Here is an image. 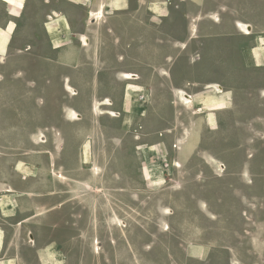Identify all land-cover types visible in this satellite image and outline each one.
I'll use <instances>...</instances> for the list:
<instances>
[{"label": "crops", "instance_id": "crops-1", "mask_svg": "<svg viewBox=\"0 0 264 264\" xmlns=\"http://www.w3.org/2000/svg\"><path fill=\"white\" fill-rule=\"evenodd\" d=\"M25 1L0 0V32L11 19L4 5L20 8ZM53 2L46 14L50 17L45 20L44 31L55 48L54 55L65 65H77L84 77L77 86H65L69 94L71 89L79 93L77 97L61 102L59 107L55 103L49 105L52 109L46 117L51 120L48 124L40 128L32 124L28 132L19 127L20 131L14 133H9L5 126L2 132L5 136L29 134L36 139L44 133L50 137V144L26 150L45 157L47 163L42 165L23 159L24 150L18 146L5 144L0 149V264L58 261L55 250L60 253L61 245L55 240L56 233H63V245L71 240V218L79 217L81 209L87 207L82 193L97 182L92 170H100L98 164L88 159L90 175H72L86 165L85 141L90 136L106 144L120 139V125L108 120L99 122L106 115L93 113L95 103L102 105L105 100L109 105L112 101L111 109L120 112V118L127 117L129 126L131 121H141L143 138L159 137L158 142L138 144L146 147L140 163L148 164L154 172L156 168L166 172L162 178L164 185L170 181L177 185L171 198L168 194L163 196L166 187L162 185L159 191L150 190L142 198L143 205L152 196L159 200L158 204L154 201L142 209H132L133 216L156 217L149 235L142 233L147 245L136 239L132 242L126 229V244L142 248L144 264H263V256L259 255L263 242L252 234L262 222L249 215L264 198V146L260 143L259 147H248L245 130H256L260 140H264L262 123L260 127H250L252 121L264 120V0ZM43 4H49V0H43ZM88 25L94 28L88 31ZM70 35L75 36L72 40L79 45L75 42L63 51L70 45ZM42 37L45 44L42 42L38 48L50 51L46 37ZM97 38L103 43L101 51L92 42ZM113 40L119 42L117 47ZM8 48L10 44L4 47V55ZM21 48L25 45L18 47ZM45 50L38 49L37 53L43 55ZM77 55L79 61L74 59ZM2 69L0 64V72ZM109 87V91L102 90ZM5 112L0 115L1 129L4 121L7 125L6 121L12 118L10 112L7 116ZM71 113L75 117L80 115L82 120H98V126L93 122L92 127L80 129L78 146L68 152L60 125L79 122L69 121ZM209 113L213 122L218 121V113L226 121L220 132L205 134L217 138V144L207 142L205 148H200L196 137L205 132H198L197 127L201 119L207 127L213 126ZM43 114L46 112L37 113ZM38 116L25 118L37 123ZM230 120L243 123L246 129L237 131ZM154 121H159V125L172 121L171 127L177 124L180 128L174 158L169 162L167 143L161 136L174 129L167 125L156 128ZM234 136L236 141L228 143ZM138 146L133 150H138ZM152 148L163 159L162 165L155 164ZM14 151L21 153L13 154ZM57 156L62 158L61 164L56 162ZM212 157L224 164V171L210 161ZM140 168L139 165L141 173ZM42 170L46 174L40 175ZM168 208L174 210L172 215L165 213ZM244 221H250L253 228H248ZM144 224L132 228L140 233ZM165 224L169 226L167 231L162 227ZM116 231L117 251L112 250V264L114 259L126 258L119 249L118 227ZM29 232L34 242L29 240ZM247 233L251 234L240 245V238ZM121 243L125 245L124 239ZM145 246H150V251Z\"/></svg>", "mask_w": 264, "mask_h": 264}, {"label": "rangeland", "instance_id": "rangeland-1", "mask_svg": "<svg viewBox=\"0 0 264 264\" xmlns=\"http://www.w3.org/2000/svg\"><path fill=\"white\" fill-rule=\"evenodd\" d=\"M3 3V2H2ZM53 0H49V4H43V0H26L23 4L20 5V8H13V7H6V13L8 14V18L10 17V21L8 24L6 23V26L3 27L5 29L4 31L0 32V64H5L6 63V57L4 55L3 49L6 45L10 43V48H9V53L12 55H22V54H17V49L18 47L22 46V43L20 41L26 40V39H31L32 34H33V29L32 26L29 27L28 29H24L22 32L23 24L26 22L28 23L27 20L30 21H38L35 22L36 24L40 25L43 21H45V15L48 13L49 9L51 8L53 4ZM83 7V6H82ZM37 8V9H36ZM41 8V9H40ZM25 11V12H24ZM82 15H85V8H82ZM24 14L23 19H19L22 15ZM17 19V20H15ZM15 20V21H14ZM17 26V28H16ZM241 26V25H240ZM94 28L93 25H88V31L90 29ZM42 35H44L43 31H41ZM46 37V36H45ZM73 35L69 36V41L70 45L69 47L63 48V51H68L70 48H72L71 45L76 44L79 45V42L77 40H72ZM46 39V44L50 47V44ZM41 42L45 44V41H42V39H36L32 43L29 42V44L33 45L36 47V49H39V44L41 46ZM94 46L99 45L100 51L102 50V42L101 40L94 39L93 41ZM113 45L114 47H117L119 45V42L117 40H113ZM88 47V46H87ZM62 52V51H61ZM54 53H50L46 51L42 56L43 57H49L53 56ZM23 58H30L27 56H23ZM28 63H31V61H28ZM12 68L14 65H11ZM11 73H14L12 71ZM125 77V76H124ZM127 79V78H125ZM131 80V79H130ZM30 87V86H29ZM3 88H7V94L4 96L8 98H19L20 100V107L16 106V104H10L7 103L6 107L4 108L5 115L7 116L10 112V121H6L7 125L5 124L4 121V126L2 129L0 128V149L3 148L5 144H7L9 147L12 146H18L19 148L23 149V159L26 160H33L36 163H39L40 165L46 164V158L41 157V155L36 154V153H30L26 152L28 148H35L41 149L44 147H48L50 144V137L47 136L44 133H39L37 136V139L35 136H31L29 134H24L22 136H15L13 134H9L5 136L2 132L5 130V126L8 129L9 133H14V132H19L20 129H17L19 127H23L24 132H28V130L31 129L32 124H38L39 128L42 127L45 124H48L49 121L46 119V117L49 114V111L52 109L51 106H41L39 105L40 102H38V107L31 104L35 97V94L32 91V88L30 89V92L26 93L23 91V89L16 84H12L11 86L5 82L3 75L0 72V91L4 90ZM102 90L109 91L111 90L109 88H102ZM29 91V90H28ZM217 93L218 90H216ZM70 95L75 97L78 94L74 92V90H70ZM109 100V99H107ZM111 101V100H109ZM30 102V106L28 105ZM55 103L57 107L60 106V103L58 102H51V104ZM105 103V104H104ZM113 103L111 101V105L106 103V100L102 103V105H99L98 103H95V106H101V109H95L93 113L96 115H106L101 118V121L99 122H105L108 120L109 122H112L111 124L120 125V140L119 141H114L109 143H105L103 140L100 141L94 136H90L85 142L87 143V152H86V165H84L83 169L80 171L72 172V175H81V176H89L90 172L87 170V167L89 164L90 160L94 162L95 164H98L97 167H100V170L98 172H95L94 170L93 173L95 176H97V182L93 184L91 187H87L84 189L82 196L87 199V207L85 210H82V214L79 215V217L72 216L71 222L74 223L75 225H71V240L63 245V233H56L55 240L56 242H59L60 246V253L58 250H55V257L59 258L58 261L55 264H112V250L117 251V243H116V235H117V227L119 228V249L122 251L124 256L126 257L125 259H114L115 264H117V261L119 264H144L143 261V251L142 248L138 249L133 245V243H127L126 244V229H129V234L131 241L133 242V239H136L137 241L144 242L145 245L148 244L147 238L142 237L144 235H149V230H153L155 227V216L151 215L145 216L144 218L142 215L138 214L136 216H133L132 209L133 208H140L144 206H148V203L153 204L154 201L158 204L159 200L154 199L153 196L151 197V200L147 201V204L143 205L142 198L148 192L151 191H159L160 187L163 185L166 187V190L163 192V196L165 194H168L169 197L171 198L174 193H176V187L177 185L174 184L173 182L170 181L167 185H164L162 183V178L164 172L163 170L156 168V172L152 170L148 164H142L141 165V173L139 172V163L142 159L141 153L143 149L146 150V147H141L138 144H143L145 142L146 144H149V142H158L159 137L157 135H150L146 136V138H143L141 135V127H139V124L141 121H131V126H129V120H127V117L124 116L123 118H120L121 113L118 112L119 114L117 116H113V114L117 113V111H114L111 109ZM104 107V108H103ZM221 107V106H220ZM45 111L46 114H43V118L41 120H37L38 122L36 123V120H30L26 119L25 115L26 114H34ZM208 111H213V110H208ZM127 112V111H125ZM79 115V114H78ZM72 118H68L69 121H79V122H63L61 126L62 133L64 134V137L66 138V149L68 152L74 151L76 147L78 146L80 142V137L78 136V131L82 128H90L94 125L93 122L98 126V120H82V117L80 116H74L72 113L70 114ZM108 117H112L113 119H109ZM82 120V121H81ZM209 121L210 125H213L211 127H207L205 125L204 119H201V123L198 128V132H205L202 136H197L196 141H197V146L200 148H205L207 142L211 140L214 137L206 136L205 134L207 132H220V127L222 128L225 123V119L223 118V115L221 113H218V121L216 119L215 122H213L212 115L209 113ZM155 124L157 125L156 128L159 127H164L167 125L168 128H173L171 127V122L172 121H162L163 124L159 125V121H154ZM166 122V123H165ZM133 123V124H132ZM262 123L264 125V120L261 121H252L250 124L251 128L255 127H260ZM100 124V123H99ZM229 124L232 127H235L237 131L240 132V129H246L243 126V123H240L239 121L236 120H230ZM1 126V125H0ZM264 128V127H263ZM174 131L169 132L168 134H162L161 138L163 141H166L167 143V150H168V162L169 160H173L174 158V151L176 145H178L177 139L180 138L178 137V132L180 131V128H177L176 126L173 128ZM139 131V132H138ZM115 132V131H114ZM113 132V133H114ZM247 137V144L248 147H259L260 143H263L262 145L264 146V140H260L261 136L256 134V130L254 131L253 129L250 130H245ZM44 136L46 139H44ZM119 136V135H118ZM264 137V136H263ZM211 138V139H210ZM238 138V136L236 137ZM36 139V141H35ZM47 140V143H43L41 140ZM133 139H135L133 141ZM217 139V138H216ZM145 140V141H144ZM218 140V139H217ZM235 136L231 138V140L228 143H233L235 142ZM227 143V144H228ZM36 145V146H33ZM42 145V146H41ZM138 146V150H133L134 146ZM179 148V147H178ZM262 148V146H261ZM4 150V149H3ZM20 150V149H19ZM117 150V152H116ZM254 150V149H252ZM120 152V154H115ZM17 154L20 155V151L16 152ZM15 151L13 154H16ZM25 153H27L25 155ZM67 153V152H66ZM64 152V154H66ZM74 153V152H72ZM68 154V153H67ZM151 155L154 156L155 158L153 159L158 166L159 164H163L164 161L161 159L159 153L156 151V148H152ZM58 157V156H57ZM210 161L213 163L217 164V169L219 171H224L225 166L221 161H218L215 157L210 158ZM56 162L58 164L62 163V158L58 157L56 159ZM88 163V164H87ZM101 165V166H100ZM175 166H179L177 164H174ZM96 167V168H97ZM19 170L23 173L26 174V170H24L22 167L19 168ZM42 170L40 171L41 174H46V172ZM19 172V173H21ZM117 175H114V174ZM156 173V174H155ZM52 175H54L52 173ZM115 188H120L121 191H116ZM114 189V190H113ZM165 189V188H164ZM172 202V200L170 199ZM248 202V201H247ZM260 208V209H259ZM251 208H248V211H250ZM253 215L250 214L249 218L251 219L256 218L257 220H260L262 222L261 225H259L258 229L256 230L255 233L252 232V234H255L258 238L262 240V248L260 249L259 255L262 257L263 256V261H264V198L262 200L261 205H258V209L255 211L253 208ZM165 213L167 215H172L174 213V210L171 208H168L165 210ZM255 213V217H254ZM140 219L138 221L137 219ZM121 222H124L122 224ZM144 222V229L141 228L142 232L135 231L132 228L133 225H139L140 223L142 224ZM245 222V221H244ZM139 223V224H138ZM248 223V228H251V222H245L244 224ZM165 226V229H164ZM163 227L164 231H167L169 229V226L165 224ZM253 228V227H252ZM135 233V234H134ZM251 233L244 234V237L242 236L240 238V245H242L246 239ZM29 236L31 237L30 240L31 242H34V239L32 237V232H29ZM124 239V244L122 245L121 240ZM146 251H150V246H145ZM66 263H65V262ZM146 264V262H145ZM236 264H241L236 263ZM264 264V262H263Z\"/></svg>", "mask_w": 264, "mask_h": 264}, {"label": "flooded vegetation", "instance_id": "flooded-vegetation-1", "mask_svg": "<svg viewBox=\"0 0 264 264\" xmlns=\"http://www.w3.org/2000/svg\"><path fill=\"white\" fill-rule=\"evenodd\" d=\"M5 7V6H4ZM6 11V7H5ZM25 12V11H24ZM24 14L18 18L23 19ZM8 15V14H7ZM47 16L45 15V20ZM17 20V19H15ZM29 21V20H27ZM35 22L38 21H32L30 19L29 24L30 27L32 26L33 34L32 38L29 39L30 42L36 40V39H42V33L43 31L44 35L46 36L48 42L49 38L46 35L44 31V26L46 24L45 21H43L40 25L36 24ZM25 24H23V29H26ZM17 28V26H16ZM21 30V32H22ZM31 42V43H32ZM41 45L42 42L40 41ZM50 44V43H49ZM55 48L52 47L50 44V53H54L53 50ZM39 50L44 51V48H39ZM38 49H36L35 46L31 45V47L17 52V54L22 55H12L8 52L6 53V63L2 64V71L1 74L4 77V80L6 83H8L10 86L12 84L19 85L23 91L26 93L30 92V89L32 88V91L35 94V97L31 104L38 107V102H40L39 105L43 106H49L51 102H58L61 103L63 101H69L72 100L73 97L71 96L67 90L65 89L66 84H69L72 86H77L80 83V80L84 77V73L79 69V67L76 66H68L63 64L60 61V57L58 56H49V57H43L42 55L37 53ZM47 51V50H45ZM23 56H27L30 58H23ZM71 58H74L71 56ZM75 60L80 59V56L77 55L74 58ZM28 61H31V63H28ZM14 65L12 68L11 65ZM14 71V73H11ZM30 86V87H29ZM2 92L0 91V115L4 114V108L6 107L7 103L10 104H16V106L20 107V100L19 98H6L4 95L7 94V88H3ZM29 90V91H28ZM78 90V89H77ZM79 94V93H78ZM30 106V102L28 104ZM119 113L112 114L113 116H117ZM26 117L34 116V114H26ZM35 116H38L37 113H35ZM43 116V115H42ZM42 116H38L39 118H43ZM115 131V130H114ZM44 139H46L44 137ZM42 139L41 141L43 143H46L47 140ZM120 140V139H119ZM117 152V150H116ZM115 154H120L118 153ZM141 167V163H139ZM141 169V168H140ZM114 175H117L116 173ZM114 190V189H113ZM116 191H121L120 188H115ZM86 208H82V210H85ZM72 210H75V208H72ZM71 225H75L72 223ZM28 238L30 240V236L28 235ZM32 241V240H30Z\"/></svg>", "mask_w": 264, "mask_h": 264}, {"label": "water", "instance_id": "water-1", "mask_svg": "<svg viewBox=\"0 0 264 264\" xmlns=\"http://www.w3.org/2000/svg\"><path fill=\"white\" fill-rule=\"evenodd\" d=\"M46 16H47V17H50L49 15H46ZM7 24H8V22H7ZM25 27H26V29H28V28L30 27L29 21H28V23L25 25ZM11 42H12V40L10 41L9 44H11ZM29 42H30L29 39H26V40L24 39V40L20 41V43H22V45H25V48L17 49V52H19V51H23V50H25V49L31 47V44H29ZM39 120H41V118H39ZM208 142H209V143H215V144H217L218 140L212 138V139L209 140Z\"/></svg>", "mask_w": 264, "mask_h": 264}, {"label": "bare ground", "instance_id": "bare-ground-1", "mask_svg": "<svg viewBox=\"0 0 264 264\" xmlns=\"http://www.w3.org/2000/svg\"><path fill=\"white\" fill-rule=\"evenodd\" d=\"M18 1H23V0H18ZM246 31H247V33L249 32L248 28H247ZM84 43H85V45H87V41H85ZM133 78L137 79L138 77H137V75H134ZM98 171H99V170H98ZM62 180H63V179H62ZM121 223L124 224V222H121Z\"/></svg>", "mask_w": 264, "mask_h": 264}, {"label": "built area", "instance_id": "built-area-1", "mask_svg": "<svg viewBox=\"0 0 264 264\" xmlns=\"http://www.w3.org/2000/svg\"><path fill=\"white\" fill-rule=\"evenodd\" d=\"M164 229H165V226H164Z\"/></svg>", "mask_w": 264, "mask_h": 264}]
</instances>
